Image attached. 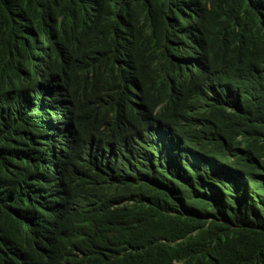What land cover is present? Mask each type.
Wrapping results in <instances>:
<instances>
[{
    "label": "trees",
    "instance_id": "obj_1",
    "mask_svg": "<svg viewBox=\"0 0 264 264\" xmlns=\"http://www.w3.org/2000/svg\"><path fill=\"white\" fill-rule=\"evenodd\" d=\"M0 264H264V0H0Z\"/></svg>",
    "mask_w": 264,
    "mask_h": 264
},
{
    "label": "clouds",
    "instance_id": "obj_2",
    "mask_svg": "<svg viewBox=\"0 0 264 264\" xmlns=\"http://www.w3.org/2000/svg\"><path fill=\"white\" fill-rule=\"evenodd\" d=\"M26 52H27V55H26V59H25V65L23 67V72L26 75H30V76L35 75L38 77V79L39 78L43 79L44 77H43L42 73H40L41 70H39V69L37 70V68H36L37 62H41V61L39 59L37 60L35 57H34V59H32L31 56L29 55L28 51H26ZM41 66L43 68L42 70H44L45 69L44 63ZM37 71L39 72L38 74H36ZM47 77L48 76H46V78ZM37 110L39 112H41L42 109L38 108ZM156 110H157V108L155 109V111ZM43 114H45L47 117L43 119V123L41 124V126L42 125L45 126V125H48L50 123L52 125H57V124L61 125V127L63 129L66 128L65 125L63 124L65 119H62L63 117H65L64 111H62V110H59V111L47 110L46 111L45 110ZM120 124H122V123H120ZM150 132L153 133V137L151 138V141L149 144V145L153 146L152 147L153 149H151L150 151H152V153H155V152L159 151L160 149H162L164 146L163 128H161V132L157 128H152L150 130ZM49 133H53V131L50 130Z\"/></svg>",
    "mask_w": 264,
    "mask_h": 264
}]
</instances>
